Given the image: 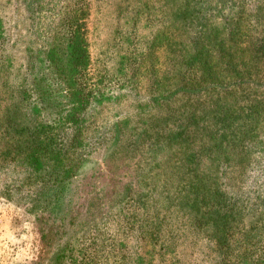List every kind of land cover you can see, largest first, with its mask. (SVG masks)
I'll list each match as a JSON object with an SVG mask.
<instances>
[{"label": "trees", "instance_id": "obj_1", "mask_svg": "<svg viewBox=\"0 0 264 264\" xmlns=\"http://www.w3.org/2000/svg\"><path fill=\"white\" fill-rule=\"evenodd\" d=\"M21 1L33 20L38 0ZM68 1L26 64H16L0 14V164L63 201L98 148L148 142L167 153L155 165L164 205L125 188L105 221L115 232L99 239L92 228L105 224L95 221L65 246V264H264V0H178L145 37L128 83L144 93L117 120L112 84L90 73L88 38L90 2L111 0ZM140 16L132 26H149Z\"/></svg>", "mask_w": 264, "mask_h": 264}, {"label": "rangeland", "instance_id": "obj_2", "mask_svg": "<svg viewBox=\"0 0 264 264\" xmlns=\"http://www.w3.org/2000/svg\"><path fill=\"white\" fill-rule=\"evenodd\" d=\"M68 2L38 0V10L31 20L21 0H0V14L13 45L16 64H26L28 46L35 50L41 45L40 40L46 41L50 36L49 29L57 25L60 11ZM177 2L111 0L109 5L90 2L88 38L93 60L90 73H102L107 83L112 84V101L119 111L113 120L123 119L136 109L128 97L142 95L144 89L141 86L137 90L128 88L134 73L132 65L138 67L141 63L139 56L146 39L161 29L158 21L164 19L167 25V13ZM144 11L149 15V26H132L131 17L140 16ZM39 36L40 40L35 42ZM12 45L10 53L13 56ZM152 46V55L158 57L160 48L156 43ZM163 60L158 61L159 68H163ZM140 79L142 84L145 77L142 75ZM132 120V124H139L134 123L135 117ZM121 145L117 152L109 145L86 156L76 174L66 183L63 201L53 197L48 201L45 191L38 193L25 179L26 172L21 167L0 164V264H65L67 260L61 256L68 242L86 235L95 221L104 220L105 224L106 219L111 218L119 195L127 191L125 188L143 191L158 199L157 195L164 191L165 172L155 165L167 150L162 145H149L148 142L141 150L137 142ZM158 202L160 206L163 203L161 199ZM95 227L92 229L97 231L99 239L108 237L116 229L113 223Z\"/></svg>", "mask_w": 264, "mask_h": 264}]
</instances>
